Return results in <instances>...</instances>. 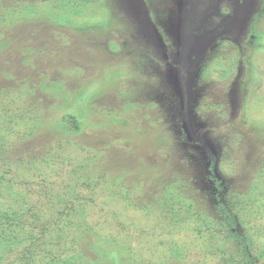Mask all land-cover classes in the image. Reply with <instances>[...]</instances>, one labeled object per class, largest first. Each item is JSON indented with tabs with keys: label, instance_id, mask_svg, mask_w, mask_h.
<instances>
[{
	"label": "rangeland",
	"instance_id": "rangeland-1",
	"mask_svg": "<svg viewBox=\"0 0 264 264\" xmlns=\"http://www.w3.org/2000/svg\"><path fill=\"white\" fill-rule=\"evenodd\" d=\"M65 1L0 0V212L59 221L57 253L44 240L32 244L30 264L75 251L81 219L67 199L77 184L86 219L142 264H242L236 244L197 232L200 218L180 215L182 204L179 215H162L150 186L122 192L106 183L103 175L119 171L139 177L135 157L153 159L155 134L170 128L154 115L160 89L165 107H186L189 123L214 125L197 131L219 151L218 175L239 198L229 210L252 236L253 264H264V193L250 200L246 192L264 165V0H80L82 11L70 17L77 26L63 27L52 15ZM67 110L80 112L82 131L55 125ZM180 178L186 195L210 211L216 190L208 177ZM160 179L158 193L173 180L167 172ZM86 244L83 253L94 255Z\"/></svg>",
	"mask_w": 264,
	"mask_h": 264
},
{
	"label": "trees",
	"instance_id": "trees-1",
	"mask_svg": "<svg viewBox=\"0 0 264 264\" xmlns=\"http://www.w3.org/2000/svg\"><path fill=\"white\" fill-rule=\"evenodd\" d=\"M83 5L84 4L80 0L65 1L62 4L63 8L65 9H63L61 13L53 12V21L63 27H71V25L77 26L76 24H74L75 22L70 21V17H72L71 13L75 11V8L80 9V7H83ZM79 11L82 10L80 9ZM30 12L31 11L26 10V14H32ZM37 15H39L38 12ZM254 44L255 43L251 44V46L256 47L257 44ZM219 72L222 75L225 74V72L222 70ZM0 90L3 91L2 89ZM2 94H5L4 91L0 93V97ZM158 95L160 96H156L154 101V115L157 122H160L163 125H169L170 128L169 131L165 129L161 131V136L156 133L155 130V136L157 138V141L159 142V145H155L150 149V152L148 153V155H152L153 159L147 161L149 157L146 156L147 153L145 154V157L147 158L146 161L143 160L144 156L135 157V160L137 162H141L140 171H144L142 173H139V177L131 178L128 172L122 175V171H119L116 175L112 176L106 175L104 173L105 175L103 176H107L106 183L108 184V182L110 181L111 183L109 185L111 186L116 183H120V189L122 190V192L124 191V189H129L124 187V185L127 184L134 185L138 183L150 186L151 191H154L152 200L157 202L158 209L160 211L162 210V215H179L180 213L177 212L178 210L175 205L182 204V211H180L182 212V214L180 215H193L192 217L194 219H197L198 217L200 218V225L199 228H197V232H200L201 230L202 232L208 233L209 235L215 234L216 236H220L223 239L233 241L237 247V250H235V252L237 253V257H239V261L242 264H253L254 259L250 253L251 247L253 246L252 236L246 230H238L239 226L243 223H241V221L239 223L235 214L231 210H229L230 208L239 206V204H237L239 200V198L237 197L238 195L235 196L236 190L234 188H236V186L234 185V187L230 188H227L226 186L224 187L223 180L218 175V162L220 161L218 159L221 158L219 151L215 148L213 143L208 138L200 135V133L203 134V132H206V130H214V125H210L209 123L205 125H196L199 122H197L195 118L194 122L189 123L186 119L187 115L185 114V111L187 110L186 107L180 110H174L172 106V108L165 107L164 104L169 103V100L165 101L164 99L167 94L162 93L160 89V91H158ZM172 98L175 97L172 96ZM173 100H175V102H177L178 104V100L176 98ZM157 102L160 103L161 106H158ZM152 106V103L148 104V107L152 108ZM80 110L84 111L83 109ZM75 112L71 110L64 111L55 120V125L61 130L69 133H78L82 131L84 122L81 121V118L79 116L80 112ZM167 112H173L174 114L173 116L169 117V113L167 114ZM148 122L149 124L154 123V121L151 120H149ZM197 130H199L200 133ZM218 142L220 143V141H217V144ZM162 146L167 147L163 149ZM182 162L183 164L181 166ZM161 172H167L173 180H171L170 182L164 181V185H168V187H165L164 190H161L158 193L155 192V190H157V185L160 184ZM263 172L264 165L260 166L258 170L253 174L249 182V188L246 190L247 195L249 196L248 199H254L253 193H258L257 195H259L260 198L262 196V193H264V188L259 187L260 181L262 180L260 178H262V175L264 174ZM190 174H194V177L199 178H201L202 176H207L211 181L213 187H215L216 191L213 196V207L210 211L207 208L208 206H200L199 204L194 202L195 200L193 198L188 197V195H186V192L183 191V181L180 176L182 177L183 175H185L188 179ZM87 177L90 178V175ZM81 182L83 183L84 181L81 180ZM79 186L80 185L77 184L72 188L67 199L68 202L73 203L72 205H75L76 203V205L78 204L79 206L78 208L75 206L77 208L75 212L80 215L81 219L79 225L80 227L76 231V235L72 240V242L75 243V251H70L69 256H59V259L51 256L52 262H50V264L145 263V260L138 259L139 257L136 258L133 254L131 255L133 257H129L126 253L127 251L124 244H121L120 241L112 235L101 233L98 227H96L86 219L85 206L83 205L84 202L82 204L80 203L85 199L84 197L82 198L81 196H79ZM131 188H133V186ZM147 192L150 193L149 191ZM12 194L14 196H19L22 193L21 191H12ZM184 200L185 203L183 204ZM186 202L188 203L187 205ZM31 215L35 216L29 217L28 219V217H24L23 215L20 217L18 215H6L5 213L0 212L1 264H4L6 259L11 257L10 254H12L13 252L14 255L12 258H10L11 263L30 264L29 261L32 260V252L30 248L33 247L31 245L37 242H41L42 240H44V242H46L48 245L46 250H48L49 252L53 250L55 251V254L57 253L58 249L54 247L56 245H60L61 242H59V234H53V232L55 231L53 229V224H59V221H53L54 223L51 222V224L47 223L45 220L41 221V219H39L35 213H31ZM170 221H173V219L171 218ZM24 227H27V230H25L27 231L26 240L18 235L22 234V229H24ZM16 228H18L19 231H16ZM194 230L196 229L194 228ZM86 233L89 234L90 238L92 237V239H89V242H87L88 238H85ZM30 241L32 243L24 246L23 242L28 243ZM85 243H87L86 245L93 247L94 255L89 256L88 254L83 253L82 245H85ZM62 244L65 243L62 242ZM17 247L22 248L20 252L16 251ZM40 251L41 250L38 249V252ZM16 252L17 254H15ZM174 252L177 255L181 254L179 248H175ZM263 255L264 249H262L258 253V256ZM137 259L139 261H137Z\"/></svg>",
	"mask_w": 264,
	"mask_h": 264
}]
</instances>
